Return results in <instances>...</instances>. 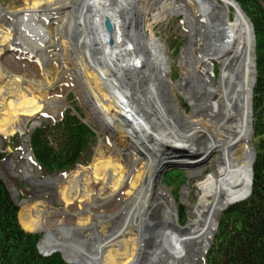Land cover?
Masks as SVG:
<instances>
[{
  "label": "bare ground",
  "instance_id": "6f19581e",
  "mask_svg": "<svg viewBox=\"0 0 264 264\" xmlns=\"http://www.w3.org/2000/svg\"><path fill=\"white\" fill-rule=\"evenodd\" d=\"M28 1L30 8L20 11L11 12L0 9V20L11 21L20 41L27 39L29 42L26 45L33 46V40H35L37 48L21 50L10 44L6 45L11 39V32L0 33V68L2 70L0 81L6 78L4 72L7 69L3 67L4 62L10 59L9 52L5 54V51L11 50L13 54L41 65L38 51L44 54L47 43L52 39L49 31L51 17L47 15H63L62 11H67L69 24L67 26L63 24L60 27L67 32L69 58L78 69L73 71L74 75L72 74L78 95L89 110L92 119H96L101 129L108 131L114 137V141L105 145L107 151L102 146L98 147V159L96 158L92 169L90 168L89 172H80L76 179H72L79 184L81 192L79 198L74 199L69 215L54 216L67 218L72 228L63 225L58 230L46 232L55 239L53 233L60 231L77 234L79 240L72 242L56 240L62 245L78 248L89 264H140L139 261L152 251L150 249L147 252L148 249L143 245L145 243L143 238L149 230V227L146 228L149 223L146 221L148 217L146 212H152L151 208L153 209L151 198L159 199L157 205L164 214L165 220H168L170 224L176 220L173 201H170V197L158 181L162 171L171 162H178L199 167L193 172L199 175L203 172L200 168L205 163L203 159L219 148V152L223 155L214 164V172L209 183L201 187V193L208 198V202L198 210V216L194 217L187 227L179 228L178 234L172 237L169 244L176 251L171 258H168L169 262L166 264H190L191 261L188 258L184 259L179 250L182 244L187 243L190 244L191 251L194 253L192 255L199 254L201 258H204L211 246L221 213L230 205L248 198L251 192L255 158L251 145L253 136L251 97L255 82L256 61L255 38L249 20L233 0H187L195 7L196 15H203V8L209 11L206 27L210 46L209 49L204 50L203 58L199 59L198 63L204 62V65L213 67L214 62H218L223 67L217 92L213 95L210 93L211 101H204L201 104L202 107H208L207 103L213 101L218 114L214 117L199 115L200 117L195 118L197 119L195 122L190 123L191 126L185 127L184 133L190 136L184 137V139L188 138L189 142L182 141L186 146L185 152H194L196 147L191 143L202 135L214 139V144L199 155V163L192 165L191 162L176 156L182 150L171 147L156 129L157 126L153 120L164 118L163 106L150 97L153 78L145 75L146 71L144 72L143 69L141 71L139 68L141 60L145 59L153 64L157 73L167 74L168 79L171 80L168 73L172 58L164 44L153 35L147 20L151 10L147 8L146 3L154 0H140L139 3L142 8V18L143 15L146 17L144 33H132L131 27H128V22L126 23L129 19L127 16L136 13V7L133 8L134 3L130 2L132 0H63L62 3L58 2L59 4L56 0ZM169 5L166 4V6ZM179 7L180 5L177 8ZM164 8L165 6L160 10ZM179 11L180 9H177V12ZM165 16L157 15L154 21L161 22ZM39 19L43 20V24L38 31L34 32L38 27ZM111 25L112 30H110ZM134 40L137 41L136 44H133ZM202 72L204 75H210L211 78L214 76L209 69L202 68ZM185 76H188V72ZM13 80L14 83L9 84V89L14 94L21 84L22 87L31 90L37 98L24 102L25 105L19 104V114L12 113L11 116L23 124L24 128L16 121L20 129H25L38 114L53 113L60 117L67 106L65 97L62 95L64 93L60 90L58 93L61 94L62 99H51L47 97V94L52 89H46L41 81L22 79L21 82H17L16 78ZM227 81L237 84L232 93H229L225 85ZM182 82L189 81L185 77ZM215 86L217 85H211L209 90L211 91ZM224 93L229 94L226 103ZM219 94L222 96L221 99ZM189 102L192 103V100ZM151 106L161 107L162 110L159 114L153 112L152 117L148 116L147 108L150 109ZM220 113L223 114L222 117ZM10 123L8 126L12 127ZM127 131H130L132 135L131 142L125 139ZM173 140L181 143L178 138ZM126 144L129 145L128 148ZM199 151L200 149H197L198 153ZM25 160L29 161L28 153ZM21 172L30 182L49 187L58 186L63 180L64 182L68 180L66 175H62L60 180L51 179L42 183L31 170L23 168ZM118 183H122L123 186L118 188ZM113 193L117 195L119 205L107 215L114 221L122 222L119 229L115 226L113 230L106 233L102 228L106 214L99 212L96 207L103 197H111ZM159 201L163 207L159 205ZM121 212L124 213L122 217ZM40 216L44 218L43 214ZM120 229V233H117ZM142 229H144L143 232ZM129 230L137 237L129 236ZM40 232L41 230L29 231V233ZM122 238L123 243L120 242ZM162 242L167 243L166 240ZM156 243H159L157 238Z\"/></svg>",
  "mask_w": 264,
  "mask_h": 264
},
{
  "label": "rangeland",
  "instance_id": "374dc122",
  "mask_svg": "<svg viewBox=\"0 0 264 264\" xmlns=\"http://www.w3.org/2000/svg\"><path fill=\"white\" fill-rule=\"evenodd\" d=\"M58 2L62 3L63 0H56L57 4H59ZM130 2H132V4L134 3V6H132L133 8L136 7V13L135 15L133 13L129 14L127 16L129 19L126 20V23L128 22L127 25L128 27H131L132 33H144L146 17L143 15L142 18L141 15L142 8L139 6L141 1L132 0ZM146 4H148L147 8H150L151 10L147 18L151 26V31L153 35L164 44L172 58L169 65L171 69L168 73L171 80L168 79L167 74L161 75L160 73H157L155 71V67L152 63H150V61H145V59L141 60V67L139 68H141V71L142 69L144 72L146 71L145 75H149L153 78V83L151 85V91H153H150V97L152 100L158 101L159 105L163 106L162 109L164 111H162V113L166 116H164L163 119L154 118L153 122L157 126L156 129L161 134L162 138L166 139L171 147L183 151L178 152L179 154L176 156H179L182 159L191 162L192 165H195L199 163V155L202 154L205 149H208L214 144V139L207 138L208 136L203 137L202 135V137L194 139L191 143L196 147L194 152H185L184 150H186V146L182 143V141L185 140L189 142L188 138L190 137L184 133L186 131L185 127L188 128V126H191L190 123L193 121L195 122V120H197L195 118H198L201 115L203 117L213 115L214 117L218 114V110L216 109L215 104H213V101L207 103L206 106L209 105L208 107H202L201 104L204 103V101H211V97L209 96L210 93L213 95L217 92L218 87L220 86V80L222 77L221 71L223 68L222 64L218 62H214L213 67L208 64L204 65V62L198 63L199 59L203 58L204 50L206 51L210 46L209 34L206 27V18H208L209 11L208 9L203 8V15H196L194 10L195 7L191 5V2L188 3L187 0H154L153 2ZM166 4L170 5L166 6ZM178 5H180L179 8H177ZM163 6H165V10H160ZM26 8H30V2L28 0H0V9L2 10L15 12ZM177 9H180V11L177 12ZM62 12H64V14H59L61 16L56 14H54V16L49 14L47 15L48 17H51L49 18V31L52 39L47 43L44 54L42 51H38V55L41 59V65L37 62H32L28 59L19 57L13 54L11 50L4 52L5 54L9 52L8 55L10 56V59L4 62L3 67L7 69V71L4 72L6 78L0 81V152L6 154V159L0 164V176L9 187L15 202L19 206L20 222L21 208L23 210L26 209L35 212L39 215L43 214L44 217L68 216L74 199L79 198V194L81 192L79 184H77V182H73L72 179H76V176H78L80 172H89L92 169L95 160L98 159V147L102 146V148L107 151V147H105V145L114 141V137L108 131L101 129V126L96 122V119H92L89 110L85 107L78 95L76 83L72 76V74L74 75L73 71H78V69L74 66L72 59L69 58L67 48L68 38L66 37L67 32H64L63 28L60 27L63 24H65V26L69 24V13L67 11ZM157 15L166 16L163 21L155 22L154 17ZM89 17H91V15ZM54 19L56 20L54 21ZM37 22L38 27L34 32L40 29V26L43 24V20L39 19ZM3 32H11V39L8 40L6 45L10 44L12 46L19 47L21 50H23V48L36 50L37 43L35 40H33V46L26 45L29 42L27 39H22V42L20 41L19 35L16 29L12 27L11 21H7L5 19L0 20V33ZM132 42L133 44L137 43L135 40ZM31 44L33 43L31 42ZM45 55H47V57ZM202 68L209 69L212 73H214V76L211 78L210 75H204ZM10 71L12 73H8ZM0 72H2V70ZM186 72H188V76H185ZM185 77L188 79V83L182 82ZM13 78L18 79L19 81L17 80V82H21L22 79L25 81H41L46 89H52L49 90L47 94V97H51V99L61 100V94L58 93V91H62L64 93L62 95H64L65 103L67 105L62 113L71 109L73 114H76V110L74 106H72L73 102L70 100L74 98L73 101H76L78 106L84 111L85 118L83 120L86 121V123H88L97 134L96 141L90 150V160L88 165H79L73 171L64 174L68 180L65 182L63 180V182L58 186L49 187L41 184H35V182H30L27 179V176L25 177L22 175L21 169L26 168L29 171L31 170L34 176L37 177L38 181L42 183L51 179H61L59 174L45 175L36 163L31 151V134L33 131L43 124L58 121L61 118V115L60 117H57L53 113L47 115L44 113L38 114L32 119L25 129L17 127V130L21 134H26L24 137H22L17 130L9 127V122L16 125V121L12 119L11 115L12 113L15 115L19 114V104L25 105L26 102H30L32 99H37L31 90L22 87L21 84L17 89V92L14 94L9 89V84L14 83ZM226 83L225 85L228 87L229 93H232L237 84L234 82L231 83L230 81H227ZM213 84L217 86L213 87L210 91L209 88H211V85ZM223 95L226 97V99H224L226 103L229 94L227 93L226 95L224 93ZM71 96H73V98ZM219 97L221 99L222 96L220 95ZM189 100H192V103L189 102ZM157 107L155 108L151 106L150 109H148V107V116L150 115L152 117L153 112H158L159 114L162 109L161 107ZM222 115L220 113V117H222ZM24 122L25 121H23V123ZM13 131H17L16 134L13 135ZM129 134L130 131L125 133V139L127 138V142L132 141V135ZM187 136L188 138L184 139V137ZM173 138H178L181 143H176ZM120 144L122 145L121 142ZM251 145L253 147V136ZM126 147L128 148L129 145L126 144ZM197 149H200L199 153L197 152ZM219 151L220 149L217 148L203 159V161L205 160V163L200 167L203 172L199 175L193 173L199 167H191L189 164H180L178 162H171V164L167 165V167L162 171L158 181L161 183L164 192L170 197V201H173L176 212V220L173 224H170L168 220H165L163 218L164 214L157 205L159 199L157 197L151 198L153 209L151 208L152 212H146V215L148 216L146 221L149 222L146 228L149 227V230L143 238L145 239V243L143 245L148 249L147 252H149L150 249H152V251L147 254V257L145 256L139 261L140 264H166L169 262L168 258H171L172 254L176 251L169 244L172 237L178 234L179 228L183 229L187 227L189 222L193 221L194 217L198 216V210L208 202V198L201 193V187L209 183L214 172V164L223 155V153H220ZM26 153L29 154L28 162L25 160ZM124 162H126L125 159ZM175 170L184 172L188 177L186 183L181 184L182 186L179 184V180L181 181L182 176H173L174 174L172 172ZM167 184H169V186ZM173 185H177L179 187V192L175 191V186ZM117 186L120 188L123 184L118 183ZM118 205L119 201L115 193H113L111 197H103V200L97 203L96 209L99 212L106 214L102 224V228L106 233L113 230L115 226H117L118 229L121 226V220L114 221L111 217H109V215H107L109 211V213H111ZM159 205L163 207V204L160 201ZM180 207H183V210H181ZM226 210L221 213L220 218ZM182 211L183 213L181 214ZM120 214L122 217L124 213L122 214L121 212ZM43 231L44 230H41L40 233L48 232ZM120 231L121 229L117 233H120ZM143 231L144 229H142V232ZM149 231L150 235H148ZM128 232L130 233H128L129 236L137 237L132 231L129 230ZM185 232L187 231L185 230ZM156 238L160 244H155ZM163 240H166L168 244L162 242ZM120 242L123 243L124 239H120ZM179 250L184 259L188 258L189 261H191L190 264H205L206 255L204 258L202 257L203 259L199 254L192 255L193 252L191 251L192 249L189 243L186 245L182 244L179 247ZM148 257L150 258L148 259Z\"/></svg>",
  "mask_w": 264,
  "mask_h": 264
},
{
  "label": "trees",
  "instance_id": "16d2710c",
  "mask_svg": "<svg viewBox=\"0 0 264 264\" xmlns=\"http://www.w3.org/2000/svg\"><path fill=\"white\" fill-rule=\"evenodd\" d=\"M235 1L253 23L256 35L257 79L253 92L256 160L253 165V189L246 201L230 206L222 214L205 264H264V0ZM73 99H70L75 104L72 106L79 116L68 109L61 120L43 124L31 134V151L45 175L68 173L78 165L86 166L89 163L90 150L97 134L83 121L84 111ZM11 117L17 121L14 116ZM17 122L23 127L21 122ZM9 125L17 129L15 124ZM5 158L6 154L0 152V164ZM172 173L173 176H182L180 185L188 180L182 171ZM173 186L179 192V187ZM180 208L183 210V207ZM24 210L21 208L20 223L19 206L0 176V264H68L60 254L45 258V252L49 250L63 252L70 261L89 264L78 248L58 243L79 240L77 234L68 231L53 233L57 241L48 233L26 231H53L63 225L72 228L67 218H42L37 213Z\"/></svg>",
  "mask_w": 264,
  "mask_h": 264
},
{
  "label": "water",
  "instance_id": "95a60500",
  "mask_svg": "<svg viewBox=\"0 0 264 264\" xmlns=\"http://www.w3.org/2000/svg\"><path fill=\"white\" fill-rule=\"evenodd\" d=\"M233 2L235 3V5H237L240 9H241V7L239 6V4L235 1V0H233ZM242 10V9H241ZM242 12L244 13V15L246 16V18L249 20V22H250V24H251V27H252V31H253V34H254V38H255V46H256V35H255V29H254V25H253V23L251 22V20L249 19V17L247 16V14L242 10ZM112 25L110 26V30H112ZM112 32V31H111ZM255 61H256V52H255ZM256 77H257V70H256V72H255V82H254V86H253V91H254V87H255V83H256ZM253 91H252V97H251V117H252V121H251V132H252V134H253ZM255 160H256V155H255V158H254V162H253V165H254V163H255ZM253 179H254V173H253V168H252V180H251V192H250V195H249V197L251 196V194H252V188H253ZM248 197V198H249ZM248 198H246L245 200H243V201H246ZM243 201H241V202H243ZM237 203H239V202H237ZM27 231V230H26ZM27 232H29V231H27ZM212 244V243H211ZM58 254H60L61 255V257L63 258V260L65 261V262H67V263H69V264H79V262H73V261H70L65 255H64V253L63 252H61V251H58V250H49V251H47V252H45V258H52V257H54V256H56V255H58Z\"/></svg>",
  "mask_w": 264,
  "mask_h": 264
}]
</instances>
